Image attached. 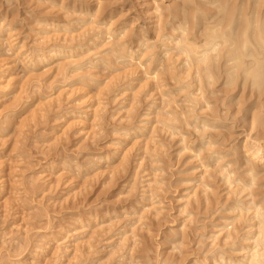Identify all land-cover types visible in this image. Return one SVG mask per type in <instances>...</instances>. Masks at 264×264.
Instances as JSON below:
<instances>
[{"label":"rangeland","instance_id":"obj_1","mask_svg":"<svg viewBox=\"0 0 264 264\" xmlns=\"http://www.w3.org/2000/svg\"><path fill=\"white\" fill-rule=\"evenodd\" d=\"M152 1L0 0V264H213L222 250L242 255L240 243L232 250L223 243L220 229L236 215L229 208L237 195L264 205V166L246 192L234 183L250 176L240 146L250 109L264 98L220 78L203 89L211 107L202 99L195 108H206L201 118L220 116L215 128H164L189 103L175 75L187 69L183 55L174 40L163 48L160 34L192 5ZM191 2L211 8L215 0ZM104 17L117 28L112 38L98 23ZM119 45L133 58H117ZM183 81L189 91L198 85ZM203 136L198 156L183 148L187 141L198 148ZM213 150L222 161L208 158ZM251 211L232 222L239 235L250 229Z\"/></svg>","mask_w":264,"mask_h":264},{"label":"bare ground","instance_id":"obj_2","mask_svg":"<svg viewBox=\"0 0 264 264\" xmlns=\"http://www.w3.org/2000/svg\"><path fill=\"white\" fill-rule=\"evenodd\" d=\"M163 1H168V0H163ZM191 1L192 0H184V3H183V4H186L187 6H189L188 8H190V5H192L191 6L192 7L191 8L192 11L189 10L190 13L188 15H186V16L183 15L184 17H182L181 19L176 18V16L173 15L172 19H170V20H168L166 22L165 27L162 25L164 27L163 28L164 30L165 29L168 30V32H164V34H162V33L160 34V35H162L164 37V40H165V41H163L164 42L163 43V48L165 47L167 49L168 45L170 44L169 42L174 40L175 41L174 44L179 49L178 53L183 55L182 62H183V65L185 64L187 69H185V71L183 72L182 76H179L177 74H175V75L177 76V81L181 82L180 84H182V86L181 87L179 86L178 87L179 89H177V90H179L178 92H180L184 88L187 89L186 90L187 93L185 94V97H186L185 100H186L187 104L189 103L188 106H187L189 108V109H187L188 111L187 110L186 111H179L178 110V113L175 112V114L173 112H171L170 114L173 113L174 115H172V117L170 116L171 118H167L168 117L167 116L166 117L167 119H164L163 126H164V128H166V129H168V130L173 132L174 130H176L178 128H181V127H184V126H187V127L191 126L192 123L195 122V124L193 125V128L197 132L199 131L200 133H202V131L207 129V128L208 129L215 128L217 126L216 124L221 121V117L216 115V114L214 115L215 117L211 116L212 117L211 119H208V118L206 119L204 117L201 118L199 116L200 113H198V110L201 109L204 105H205V107H209V103L207 102L206 98L203 96V93L206 90L203 92V89L204 88L206 89L208 86H211L214 83L215 80L217 81V79L221 78L222 83H223L224 87H226V88L227 87H233L234 85H236L237 82H238L237 85H239L241 83L242 84L241 86L243 87V91L245 90L244 88H246V86H247V89H250L251 95L259 97V99L261 97L264 98V0H215L216 3L212 2L210 4V5H212L211 8L201 7L200 3L198 5V4L194 3L196 1H194V2H191ZM204 1L207 3L208 0H204ZM158 5L156 7H154L153 13L157 14V12H159L160 8L158 7ZM170 9L171 8H169L167 10L168 15H170V13H171ZM210 9H214V11L213 12H207ZM97 10H99V7L97 8ZM97 10H95V12L93 11L94 12L93 14H95L97 12ZM184 11H185V9H184ZM160 13H161L162 16L164 15L161 11H160ZM181 13H182V11H181ZM159 14H158V16H159L158 19L159 18L161 19V16ZM168 15H166V16H168ZM148 18H149V16H148ZM158 19H157V21H158ZM165 19H167V18H165ZM98 23L99 24L101 23L102 24L101 26L104 27V29H105L104 34L108 36V37L105 36L106 38H110L111 36L116 34L117 28H111L110 26H112L113 24L111 25L110 21L106 20L105 17L103 19H100L98 21ZM148 23L149 22H147V24ZM154 23H156V22H154ZM98 27H99V31H100L101 30L100 29V25H98ZM154 27H155V25H154ZM1 28H2V26H1ZM144 28H146V25H145ZM151 30L153 31V29H151ZM118 31H119V29H118ZM157 31H158V29H157ZM160 32H161V28H160ZM121 34H122V32H121ZM121 34L119 33L120 37H122ZM123 35H125V34H123ZM156 35H157V33H156ZM126 36H127V33H126ZM140 37H142V36H140ZM123 39H125V38H123ZM159 39H161V38H159ZM159 39H157V40L159 41ZM107 40H109V39H107ZM166 40H167L168 43H166ZM118 41L120 42V40H118ZM154 43H156V42H154ZM124 45H126V44H124ZM143 45H144V43H143ZM137 46H138V44H137ZM148 46H149V44H148ZM174 46H173V48H174ZM119 47L122 48V46H120V45H119ZM154 47H156V46H154ZM176 47H175V49H176ZM112 48H114V47H112ZM117 48H115L114 50L112 49L114 52H117V54H116L117 58H125L124 57L125 55L130 57V58L132 57L133 52L130 51L128 53L127 50L124 51L125 48L124 49L122 48L123 50L120 49V48L119 49H117ZM147 48L148 47H146V45H145V49H147ZM116 49H117V51H116ZM128 50H130V49L128 48ZM149 50H150V48H149ZM171 50H173V49H171ZM132 51H134V50H132ZM124 52H125V55H124ZM137 52H138V50H137ZM174 53H176V52L173 51V54ZM178 53L176 54L177 56H179ZM136 56H137V54H136ZM168 56H169V54H168ZM126 59H127V57H126ZM176 59L179 60V57H177ZM129 60H131V59H129ZM161 61H162L161 59L158 60L159 63ZM180 62H181V60H180ZM183 69H184V67H183ZM191 70H192V72H191ZM171 73H172V71H171ZM154 74H156V73H154ZM159 74H160V72H159ZM172 74H174V73H172ZM156 76H158V74H156ZM169 77H172V76L170 75ZM187 77H188L189 80L190 79H192V81L195 80L194 82H196V85L198 84L195 88L191 89L190 91H189V89H190V87L192 85L191 82L190 83H185L183 81V80L187 79ZM177 86H178V83H177ZM234 91H236V89ZM232 92L233 91H232V88H231V92L228 91V94L232 93ZM248 92H249V90H248ZM240 94L241 93L239 92V95ZM174 95L176 96V94H174ZM163 96L164 95L162 94V97ZM230 96L232 97V95H230ZM248 96H250V95H248ZM166 97L163 98L164 99V103L163 104H167V102L165 103V99H168L170 96L168 98H166ZM183 99H184V97H183ZM202 99L205 100L204 101L205 103L203 104V106L200 105L198 109H195L196 106L198 104H200ZM237 99H238V97H237ZM243 99L241 98V100H243ZM173 100H175V99H173ZM237 101L240 102V100H237ZM243 101H245V100H243ZM248 101L249 100H246V102H248ZM250 101H251V99H250ZM256 101H258V100H256ZM183 103H185V102H183ZM230 103H231V101H230ZM235 103H236V100H235ZM253 103H254V101H253ZM185 106H186V104H185ZM245 107H247V106H245ZM245 107H244V110H246ZM251 107H252V103H251L250 107H248V109L251 108ZM263 107H264V103L263 102H259L258 105L253 106L250 109L251 112H250L248 120H247L249 128L247 127L248 130H246V132L244 131L245 132V138H244V140H243V142H242V144L240 146V148L242 149V152L246 156L245 158H247L246 161L248 162V167L246 165V167H247L246 168V172L250 176L248 177L247 180H245V179L244 180H238V179L235 180V182H234V183H236L235 185L238 184V185L241 186V187H239L240 188L239 191H238L239 194L242 193L243 191H245L246 189L252 188L251 186H253L254 180L255 179L257 180V178H256L257 174H260L259 171H257L256 167L264 166V145H262L263 143L261 141L262 138L264 139V119H263L264 115L262 114V108ZM204 109L205 110H203V109H201V110L205 111V113H206V108H204ZM174 111H176V110H174ZM208 111H209V109H208ZM214 112L215 111H211V113H214ZM246 112H247V110H246ZM242 113H244V112H242ZM162 115H165V113L162 114ZM207 115L210 116L208 113L205 116H207ZM246 115L244 116L245 118L243 117L245 120H246ZM197 120H199V122L196 124ZM178 123L180 125H178ZM221 124L223 125V123H221ZM223 126H225V125H223ZM257 130H258V132H257ZM255 133L257 135H255ZM168 134L169 133H167V135ZM189 134L191 136V133H189ZM204 135H205V133H204ZM258 135H260V136H258ZM210 139H211V137H210ZM170 140H172V139H170ZM199 140H200V143H199L198 148L196 146H192V144L188 145L187 144L188 141L186 142V145L183 148L194 152V155L198 156L200 154V151L203 149V146L205 145L204 136H203V138L201 137ZM213 140H214V138H213ZM208 142H209V140H208ZM208 142H207V144H208ZM212 143L213 142H211V144ZM208 145L210 146V143ZM214 146H215V144H214ZM237 150L239 151V149H237ZM208 151H209V149H208ZM198 152H199V154H198ZM205 154H206V152H205ZM207 154H208V158L209 159L215 160V161H218L223 156V155L220 156L219 152L215 153L214 150L210 151ZM247 162H246V164H247ZM206 165L208 167V164H206ZM206 165H203L204 169L206 168L205 167ZM230 167H231V165H230ZM223 168L224 167L220 166L221 170ZM207 171H209V170H207ZM225 171L221 172V173H224L222 175L224 176L225 180L228 181L227 183L230 184L229 183V176H231L230 175L231 171H228V172H225ZM263 173H264V171H263ZM262 175H264V174H262ZM205 178H206V176H205ZM226 181H225V183H226ZM230 181H232V180H230ZM203 182H205V181H203ZM155 186H156V184H155ZM206 186H207V184H206ZM156 189H157V187L155 188V190ZM186 198L188 199V197H186ZM206 200H208V199H206ZM246 200H247V198H246ZM208 201H210V200H208ZM196 202H198V200H196ZM196 202H194V203H196ZM252 202L249 201V199L247 200V202L246 201L244 202V200L240 199L238 197V195H237V197L234 198L232 206L229 208V211H235L236 210L237 213L233 217L231 215H229V216H231L230 222L229 221L227 223H225L226 221H224V223L222 222L223 224H222V227L220 229L221 232H223V229L225 230L223 232V243L225 245H227L228 248H230L231 250L233 249L234 245H236L237 243L238 244L240 243L239 248H235V249H238L237 252H240V253L242 252V255L240 256V258L232 259V257L230 256V254L227 253V251H224V250H222L221 252L216 251V252H219V254L217 255L219 257L218 258L219 260L218 261L215 260L213 264H264V205L262 203H260L259 205L258 204H253ZM251 203L253 205H251ZM250 210H252L251 211L252 216L249 215L250 217L245 219V221H248L249 224L248 223H246V224H247V226H250V229L245 226V228H248V229L246 230V234L245 235L241 234L242 235L241 236V235H239L240 233L238 234V231H236V229H238V228L235 227V223L237 224L238 223L237 222L238 219H240V218H242L244 216L243 213L247 214L246 212L247 211L250 212ZM234 221H236V222L232 224V222H234ZM229 225H231V227H229ZM245 228H243V230H245ZM120 243H121V241H120ZM227 246H225V247H227ZM214 248H216V247H214ZM218 248L219 247H217V249ZM221 249H223V248H221ZM209 251L210 250H208V252ZM211 251H212V248H211ZM213 252H214V250H213ZM113 253H116V252L113 251Z\"/></svg>","mask_w":264,"mask_h":264}]
</instances>
